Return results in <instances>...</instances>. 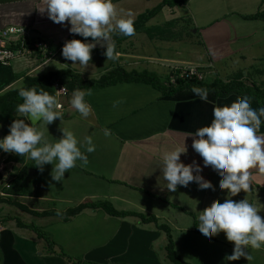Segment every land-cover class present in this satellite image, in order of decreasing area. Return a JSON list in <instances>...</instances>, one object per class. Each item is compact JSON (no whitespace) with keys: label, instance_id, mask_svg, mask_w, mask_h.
Returning <instances> with one entry per match:
<instances>
[{"label":"crops","instance_id":"crops-1","mask_svg":"<svg viewBox=\"0 0 264 264\" xmlns=\"http://www.w3.org/2000/svg\"><path fill=\"white\" fill-rule=\"evenodd\" d=\"M159 2L112 0L117 18H129L132 22L141 13L136 10V6L146 3L143 9L146 11ZM42 7L43 0H0V29L20 26L31 37H41L51 47H62L73 34L68 31L70 25L67 21L63 25L53 23L46 11L42 13L39 10ZM184 7L187 13L180 16L189 18V27L194 26L191 28L193 35L196 39L201 38L205 48V52L193 53L190 62L180 56V52H175L179 56L175 59L160 58L162 55L154 57L147 54L148 49L138 52L136 48L133 54L127 53L124 45L138 41L145 42L146 47L153 44L164 54L172 53L169 51L173 48L172 43L158 46L154 43L157 37L151 39L145 33H136L119 46L114 53L117 59L108 61L102 67H97L99 58L81 66L62 58L60 52L47 63L21 56L6 64L0 63V94L20 88L25 75L34 76L54 70L71 69L84 79L97 78L116 66L113 65L114 61L127 70L148 69L165 75H168L169 70L164 67L169 64H164L162 60L196 66L206 72L204 77L208 80L220 78L227 81L240 73L246 83L264 87V0H189ZM174 12L172 10L171 13ZM257 12H260L258 18L245 17ZM148 22L147 26H157ZM174 24L165 28L166 32L174 33L171 28ZM158 40L172 42L174 38L170 36ZM233 58L237 60L233 61ZM127 60L129 62L126 63ZM55 61L60 67L47 69L48 64ZM216 63L217 66L214 65ZM149 64H153V67ZM161 67L164 70L161 71ZM81 91L85 92L84 100L92 109L88 118L81 117L71 106L72 93L69 92L61 111V120L54 119L48 125L40 121L35 127L43 133L53 132L51 140L44 134L49 143L60 138L61 127L72 131L78 141L90 137L94 151L85 153L87 163L77 161L72 169L65 172L62 181L54 182L50 177L51 164H45L41 171L31 159L27 160V155L24 162L10 161L8 158L4 160L6 165L0 169V183L4 181L6 185L17 178L21 187L17 193L0 188V193L6 194H0V264H75L65 256L49 254L43 238L31 228L17 225L20 220L6 211L9 205L15 206L11 203L13 201L37 211H65L85 202L106 201L118 211L136 212L146 218L155 216L157 224L167 225L171 230L175 252L184 263L264 264V246L248 249L250 261L244 257L225 261V255L232 252L233 242L227 241L223 232L206 241L194 230L196 212L193 209L202 211L213 203L223 202L227 190H218L217 175L210 167H204L202 159L191 147L193 137L189 134L210 124L214 105H228L248 95L231 92L224 97H217L214 92H208V100L202 101L190 89L181 90L172 96H162L159 90L144 82H119ZM248 97L253 109L264 107V103L259 104L253 97ZM114 101L117 102L115 106ZM0 124L4 125L3 132L7 134L8 126L2 118ZM105 129L109 133L107 136L104 135ZM258 134L264 135V121ZM176 146L186 147L180 160L185 164L195 161L200 165L199 174L210 182L211 190L199 189L195 182L187 186L178 185L175 192H169L166 188L161 190L157 182L161 176L159 154ZM28 164H32L29 168L37 170V174L43 177L40 189L33 187V177L20 173ZM250 176L249 191L246 193L241 190L231 199H246L264 219V176L254 169L250 170ZM36 217L41 225L20 222L42 230L52 241L56 252H63L73 259L81 258L88 264L166 262L163 252L167 242L166 233L155 222H143L136 216H110L100 208L91 207L67 220L58 215ZM159 248L162 249V256Z\"/></svg>","mask_w":264,"mask_h":264},{"label":"clouds","instance_id":"clouds-1","mask_svg":"<svg viewBox=\"0 0 264 264\" xmlns=\"http://www.w3.org/2000/svg\"><path fill=\"white\" fill-rule=\"evenodd\" d=\"M43 3L44 7L39 10L42 13L46 11L53 23L63 25L67 21L69 33L91 37L93 41L103 39L106 42V60L117 59L110 33L115 30L124 36L134 34L132 20L117 18L112 0H43ZM94 46V43L81 39H71L63 44L61 56L72 64L86 66ZM190 91L200 100H208L206 89L193 86ZM17 95L22 102L15 106V112L22 118H15L9 124L8 133L0 138V151L22 157L27 155L41 171L45 164H51L50 177L54 182L62 181L65 172L72 169L77 161L87 163L85 153L94 151L90 137L78 141L72 131L61 127L60 138L49 143L44 133L35 127L37 121L48 125L54 119L61 120V106L55 95L34 88H20ZM84 96L85 92L74 89L70 104L81 117L88 118L92 109ZM116 103L114 101L113 105ZM28 120L32 123H27ZM262 121L264 107L253 109L249 97L244 96L228 105H214L210 124L189 134L193 137L191 147L202 159L204 167H210L217 175L218 190H227L223 202L213 203L202 211L193 209L196 226L203 239L207 241L223 232L226 240L233 242L232 252L225 255V261L241 257L250 261L248 249L264 246V219L258 214V209L246 199H231L241 190L249 191L251 169L264 176V135L258 134ZM108 134L105 129L104 135ZM185 152V146H176L159 154L161 176L157 182L161 190L166 188L175 192L178 185L187 186L190 182H195L199 189L211 190L210 182L199 174L200 165L195 161L185 164L180 160Z\"/></svg>","mask_w":264,"mask_h":264},{"label":"trees","instance_id":"trees-1","mask_svg":"<svg viewBox=\"0 0 264 264\" xmlns=\"http://www.w3.org/2000/svg\"><path fill=\"white\" fill-rule=\"evenodd\" d=\"M189 0H160V2L151 9H148L142 13H140L136 19L133 21L134 34L136 33H145L149 38H159L165 39V37H169L164 35L166 33V26H171L174 24L175 20L167 21L164 25L157 26H147V22L157 15L161 9L165 6L174 7V6H184ZM260 12H257L254 15L245 16L246 18H258L260 16ZM132 35V36H133ZM111 39L113 41L114 53L118 51L119 46L129 39L132 36H124L117 31H113L110 33ZM78 35L71 34L68 40L71 39H81L85 40L86 38H82ZM37 40H42L41 37H29L26 38V46H32ZM50 45V44H49ZM51 47V46H50ZM53 51H56L57 48L51 47ZM97 50V49H96ZM99 50V49H98ZM34 52L37 56L42 57V52L39 49H34ZM61 55V50H59ZM62 57V56H61ZM64 58V57H62ZM65 59V58H64ZM59 82L64 85L67 90L72 93L74 89L76 90H88L91 88H101L110 85H114L119 82H144L150 84L152 87L159 90L162 96H172L177 92L184 89H191L193 86L201 87L206 89L207 92H214L217 97H224L231 92L246 94L250 97H253L259 104L264 103V87H261L255 83H246V81L242 80V74L237 73L233 78L223 81L220 78H214L212 80L208 79H198L195 76H191L188 78H178L174 83L170 82L169 76L162 79L160 75H158L155 71L143 69V70H127L121 65H116L106 71L104 74L97 78H88L84 79L77 72H74L71 69L65 70H54L48 71L43 74L29 76H24L23 85L20 88H34L36 90H43L50 95H54L55 88L54 83ZM20 88L10 89L0 94V118H2L7 126L12 122L15 118H22L15 112V106L18 103L22 102V98L17 95V92ZM29 123L28 121H26ZM7 133L9 131V127H7ZM7 160H12L15 162H24L25 156H20L17 154L9 155ZM17 178L10 181L9 187L6 189L10 193L19 192L20 184ZM18 208L22 209L25 212H28L35 216H50V215H58L63 216L66 220L71 217L79 214L85 208H100L104 210L108 215L115 217H125V216H136L140 218L143 222H155L157 227L166 233L167 242L164 246V250L166 252V257L169 262L172 264H187L180 260L179 256L175 252L173 240L171 237V230L167 225H159L157 224V220L155 216H151L146 218L143 214L136 212H122L116 210L109 202H85L81 203L77 206L70 207L65 211L58 210H44L37 211L29 209L26 205L13 201L11 202ZM197 220L194 222V230L198 232L196 226ZM18 226H26L34 230L37 235L44 239L46 250L49 254H59L61 256L67 257L69 261H72L75 264H88L84 262L81 258L68 257L63 252H56L53 248V243L46 236L42 230H39L35 226L25 225L22 222H17Z\"/></svg>","mask_w":264,"mask_h":264},{"label":"rangeland","instance_id":"rangeland-1","mask_svg":"<svg viewBox=\"0 0 264 264\" xmlns=\"http://www.w3.org/2000/svg\"><path fill=\"white\" fill-rule=\"evenodd\" d=\"M143 2H146V0H143ZM145 6H146V3H144L143 5H140L138 7L136 6V10H138L139 12L142 13L143 11H145V10H143L145 8ZM172 10H174L175 12L171 13ZM186 13H187L186 12V8L184 6H176L173 9L170 8V7H166V8H163L157 15L154 16V18L150 19L149 22H148L150 24L152 23V24H156V25H162L167 20L174 18L173 20H175V24H174L173 27H171V28H173L174 33L170 34V32L167 31L164 34L166 36L173 37L174 40H172V42H170V40H168L166 42V41H160V40H158L159 38H157V41L154 42L158 46H165V45H172L173 44V48H171V50H169L172 53H168L167 52V53L164 54V53H162L163 52L162 50H160L158 47H155V45H153V44H151L149 47H146L145 46V42H143V41L142 42H140V41L134 42V44H132V45L131 44L130 45H124V47L127 48V49H125L126 52L133 54L135 52L136 48L139 49L138 52H144L143 51L144 49H148L146 51L147 54H151L154 57H158V55H162V56H160V58H169V59H175L176 57H179L178 55H176L175 52H180V56L182 55L183 58L188 59L189 60L188 62H190V60L192 61L193 53H195V52H205V48H204V45L201 43V41H202L201 38L199 37L198 39H196V37L193 35V33H192L193 29H191V28H194V26L191 25V28L189 27V25H190L189 18L187 17V19H188L187 20L186 17H184V16L181 17L180 16V15H185ZM169 27H170L169 25L166 26V28H169ZM140 34H143V33H140ZM162 40H164V39H162ZM104 51H105V49H103V50H98V49L97 50L96 49L95 50H91L90 60L99 58V60L97 61V64H98L97 67H102V66L105 65V63H108V61H110V60H106L107 58H105L106 56L104 55ZM164 52H166V51H164ZM120 53H124V52H120ZM235 60H237V58H233V61H235ZM127 62H129V60H127L126 63ZM162 62L164 64H169V65L174 64V63H171L169 61H163L162 60ZM187 64H189V63H187ZM113 65H117L116 61H114ZM149 65L153 67V64H149ZM169 65H167V67H164V66H162V67L168 68ZM189 65H192V64H189ZM214 65L217 66V63L214 64ZM229 65H230V63H229ZM130 66H133V65H130ZM134 66H135V64H134ZM47 67H48L47 69L51 70V69H54V68H57V67H60V66L55 61V62L49 63ZM158 67H160V66H158ZM162 67H161V71L164 70ZM200 69H201V72L203 73V75L206 76V72L203 71L202 68H200ZM158 70L159 69L157 68V71ZM165 70H167V69H165ZM157 74L160 75L162 79L166 78V76H167L164 73H161V74L157 73ZM207 77H208V75H207ZM204 78H206V77H204ZM209 78H210V75H209ZM62 103L65 106L66 98L62 99ZM3 128H4V125L0 124V133H1L0 134V138H2L3 136L6 135V133L3 132ZM44 134H45L46 138L49 139V140H51L53 138V132H44ZM12 154H14V153L4 152V151H2V153H0V162L3 163V164L0 165V168L3 165L4 166L6 165V163H5L6 159L9 157V155H12ZM27 160H28V157H27ZM31 165L32 164H28V166H26V168H22L20 170V173L22 175H24V176H28L29 178L33 177V179H32V180H34V183H32L33 187L36 188V189H40L42 187L40 185V182H42L43 177H41V174H37V173H35L33 175L27 174L28 173L27 172V170H28L27 167L29 168V167H31ZM5 169L3 171H5ZM0 188L1 189H3V188L5 189L6 188L5 185H4V181H3V183L2 182L0 183ZM19 201L27 203V201L23 200V199H19ZM6 211L12 217H14L16 220H20L23 223L41 225V221L39 220V218H37L36 216H34L32 214H28V213L18 209V207L9 205L8 208L6 209ZM18 231L21 232V233H25V232H22L21 230H18ZM163 252L166 255V252L164 250H163ZM159 253L161 254V256L163 255L161 248H159ZM165 259H166L165 264H172L171 262H169V260H167L166 256H165Z\"/></svg>","mask_w":264,"mask_h":264},{"label":"built area","instance_id":"built-area-1","mask_svg":"<svg viewBox=\"0 0 264 264\" xmlns=\"http://www.w3.org/2000/svg\"><path fill=\"white\" fill-rule=\"evenodd\" d=\"M31 37L29 33L20 26H8L0 29V63H8L12 59L18 58L21 56L22 58L30 57L34 58L41 63L49 62L55 54L62 47H58L56 51L51 50L50 45L44 39L37 40L32 46H26V38ZM34 49H39L42 52V57H39L34 52ZM59 53V52H58ZM168 76L170 82L174 83L178 78H188L191 76H195L198 79H203L204 75L196 66H185L181 64H171L168 66ZM56 99L60 104L59 111H63L64 104L62 103V99L67 98L69 95V91L67 88L60 84L59 82L54 83ZM2 166L0 169H3ZM10 182L8 181L5 185L6 188L9 187ZM1 195L5 196L6 194L1 192Z\"/></svg>","mask_w":264,"mask_h":264},{"label":"water","instance_id":"water-1","mask_svg":"<svg viewBox=\"0 0 264 264\" xmlns=\"http://www.w3.org/2000/svg\"><path fill=\"white\" fill-rule=\"evenodd\" d=\"M110 39H111V36H110ZM84 42H86V43H94L95 46L92 48V50H95V49L103 50L106 47V42L103 39H100V38H98L96 41H93L92 38H87V39L84 40ZM111 44H113L112 39H111ZM28 122H29V124L32 123V121H30V120H28ZM35 173H37V170H35V169L28 170V174L29 175H33Z\"/></svg>","mask_w":264,"mask_h":264}]
</instances>
